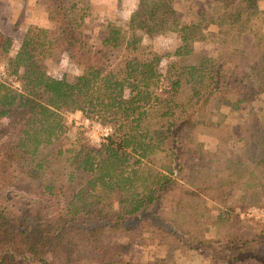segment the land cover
<instances>
[{
	"label": "trees",
	"instance_id": "1",
	"mask_svg": "<svg viewBox=\"0 0 264 264\" xmlns=\"http://www.w3.org/2000/svg\"><path fill=\"white\" fill-rule=\"evenodd\" d=\"M38 2L51 27L30 28L1 58L0 264H138L130 255L144 240L214 264H264V221L241 212L264 210V156L231 165L217 144L264 131L221 111L264 94V0H137L129 35L109 23L97 42L74 23L71 0ZM178 24L180 56L195 43L218 54L170 70L157 93L161 58L141 57L140 34ZM56 51L81 70L74 81L47 77ZM77 112L108 131L99 147L69 124Z\"/></svg>",
	"mask_w": 264,
	"mask_h": 264
},
{
	"label": "rangeland",
	"instance_id": "2",
	"mask_svg": "<svg viewBox=\"0 0 264 264\" xmlns=\"http://www.w3.org/2000/svg\"><path fill=\"white\" fill-rule=\"evenodd\" d=\"M137 6V0H71L72 19L76 25H82L87 36L93 42H97L105 35L109 23L117 24L122 33L128 36L129 14ZM48 25L45 7L38 0H0V46L9 47L5 55L2 52L0 53L1 55L3 54L0 56V79L5 77L3 58L15 56V53L20 51L30 28H46ZM49 27L51 26L49 25ZM181 28L180 24L174 25L167 34L158 35L151 39L140 34L142 37L139 43L141 57L144 60L157 56L161 58L163 80L157 89H155L157 93H161L162 89H167L171 85L172 79L169 76V71L177 70V68L183 67L187 63L185 61L186 58H181L180 56V50L185 44L181 40V38H184L181 35ZM209 28L211 27H206L205 30L207 31ZM19 31L24 34L23 37ZM14 32H18V39L11 38L10 35ZM32 45L29 44V50L32 49ZM236 60L238 61V59H234L233 62H230L226 69L234 65ZM80 75L81 70L69 58L68 54L63 51H56L47 61V77L51 80L65 79L72 82ZM262 78L264 80V73L262 74ZM67 118L69 124L83 132L85 138L95 147H99L102 138L108 132L100 125L86 121L80 112L70 114ZM229 122L231 123L230 120ZM5 125L6 119L0 118V127ZM222 142H218L217 144L219 145ZM222 148L226 151L227 162L231 165L246 157L253 158L262 153L258 145L250 146L249 148L237 147V149L241 148L240 151ZM210 183L211 178L204 177L198 181L197 185L204 187ZM108 187L110 190L113 188V182L110 180L108 181ZM241 212L247 217H256L264 221V210L247 207ZM130 257L138 264H155L157 261L164 259L166 264H214L206 257L195 253L189 255L167 253L164 249L152 245L148 240L141 241L132 250Z\"/></svg>",
	"mask_w": 264,
	"mask_h": 264
},
{
	"label": "crops",
	"instance_id": "3",
	"mask_svg": "<svg viewBox=\"0 0 264 264\" xmlns=\"http://www.w3.org/2000/svg\"><path fill=\"white\" fill-rule=\"evenodd\" d=\"M136 9H137V7H135V9L132 12H130L129 17L131 16V14ZM207 31H214V27L209 28V30H207ZM19 32H21V31H19ZM21 34H22V32H21ZM181 35H182V37H184L182 33H181ZM10 36H11V38L14 37V38L18 39V32H14ZM23 36H24V34H22V37ZM181 40L185 43L184 38H181ZM193 46L195 49L193 54L186 56V57L181 56V58H186L185 61L187 63H185L186 64L185 66L195 65L198 55L216 57L218 54V47L215 46L214 44L195 43ZM15 54L17 55L18 52H16ZM11 57H14V56H11ZM234 59H237V58H233V59L225 62L224 67H225L226 72L230 71L232 68H234L238 64V61L236 60V63L234 65H232L230 68L226 69L227 65L230 62H233ZM221 111H222V113H224L228 116V120H230L232 125H235V126L244 125V124H248V123H259L261 121H264V94L257 97V99L255 101L247 102V103L243 104L241 106V110L239 112L231 113L227 109H222ZM222 141H220V142H222L219 144L220 147H225L226 149H231V150H235V151H240L242 147L249 148L250 146L258 145L259 148L262 150V153H261V155H258V156L254 155L255 157H253V158L256 159V158H261L264 156V131H263L261 137H259V138H250V137L235 138V137L229 136ZM237 147H241V148L237 149Z\"/></svg>",
	"mask_w": 264,
	"mask_h": 264
}]
</instances>
